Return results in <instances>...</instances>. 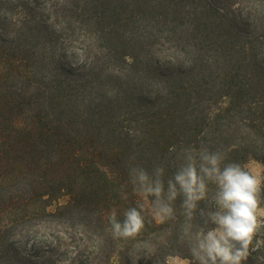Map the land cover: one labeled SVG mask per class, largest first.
Returning a JSON list of instances; mask_svg holds the SVG:
<instances>
[{
	"label": "trees",
	"instance_id": "1",
	"mask_svg": "<svg viewBox=\"0 0 264 264\" xmlns=\"http://www.w3.org/2000/svg\"><path fill=\"white\" fill-rule=\"evenodd\" d=\"M201 147L264 167V0H0V264L187 260L179 198L155 223L128 169ZM141 203V236L113 239L109 214ZM35 221L64 236L22 250Z\"/></svg>",
	"mask_w": 264,
	"mask_h": 264
},
{
	"label": "clouds",
	"instance_id": "2",
	"mask_svg": "<svg viewBox=\"0 0 264 264\" xmlns=\"http://www.w3.org/2000/svg\"><path fill=\"white\" fill-rule=\"evenodd\" d=\"M128 182L142 201L149 202L151 219L158 224L177 219L174 205L179 198V239L189 254L187 264H247L264 244L256 239L264 229V182L242 164L226 162L220 151L184 149L170 175L163 164L151 171L130 166ZM202 202H210V207L201 208ZM144 212L143 203L126 208L122 219L112 211L106 231L115 240H136L146 228ZM197 216L200 223H195Z\"/></svg>",
	"mask_w": 264,
	"mask_h": 264
},
{
	"label": "rangeland",
	"instance_id": "3",
	"mask_svg": "<svg viewBox=\"0 0 264 264\" xmlns=\"http://www.w3.org/2000/svg\"><path fill=\"white\" fill-rule=\"evenodd\" d=\"M78 53V51H77ZM246 167L250 174L259 178L262 182L264 181V167L257 161L251 160L246 164ZM65 197L59 198L57 201L53 202L48 209L51 210L57 203H62L65 201ZM262 210H264V205H261ZM264 215V211L261 213ZM18 230L19 233L15 234V239L18 241L20 248L24 251H34L33 244L43 243L45 240H52V235L57 234L61 237L64 236L62 232V227L57 226L53 223L46 224L44 222H27L21 226ZM258 235H264V229ZM171 264H186L187 260L178 256H171L167 259Z\"/></svg>",
	"mask_w": 264,
	"mask_h": 264
}]
</instances>
